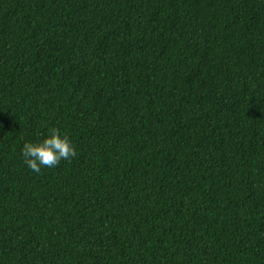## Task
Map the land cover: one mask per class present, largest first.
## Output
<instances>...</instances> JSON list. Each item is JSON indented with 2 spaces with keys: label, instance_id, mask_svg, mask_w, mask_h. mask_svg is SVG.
Returning <instances> with one entry per match:
<instances>
[{
  "label": "trees",
  "instance_id": "trees-1",
  "mask_svg": "<svg viewBox=\"0 0 264 264\" xmlns=\"http://www.w3.org/2000/svg\"><path fill=\"white\" fill-rule=\"evenodd\" d=\"M0 264H264V0H0Z\"/></svg>",
  "mask_w": 264,
  "mask_h": 264
},
{
  "label": "clouds",
  "instance_id": "clouds-1",
  "mask_svg": "<svg viewBox=\"0 0 264 264\" xmlns=\"http://www.w3.org/2000/svg\"><path fill=\"white\" fill-rule=\"evenodd\" d=\"M76 155L75 147L69 137L61 136L55 129L42 142H26L22 148L23 163L37 174L42 167H56L61 160L70 161Z\"/></svg>",
  "mask_w": 264,
  "mask_h": 264
}]
</instances>
